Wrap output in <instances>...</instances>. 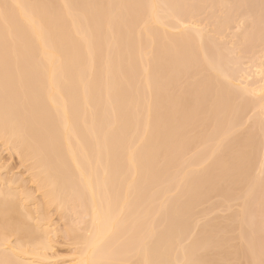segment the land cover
<instances>
[{"label": "bare ground", "instance_id": "1", "mask_svg": "<svg viewBox=\"0 0 264 264\" xmlns=\"http://www.w3.org/2000/svg\"><path fill=\"white\" fill-rule=\"evenodd\" d=\"M179 14L177 0H0V139L23 160L33 161L31 179L42 195V204L39 202L37 207L43 206L39 212L35 209L38 215L34 217V210L27 205L33 201L31 192L22 188V192L15 193L10 189L12 180L6 184L8 188L0 189V264H52L56 253L49 236L53 230H49L45 211L52 205L64 211L74 202L78 206L71 204V209L89 217V232L82 236V248L70 264H199L200 256L195 258L197 247L196 257L204 254L201 249L212 252L211 243L204 246L206 239L212 238L207 227L213 228L216 221L210 225L206 222L207 232L201 227L208 237L200 227L202 233H196L195 210L199 213L200 205L205 203L202 200L208 201L210 192H216L225 204L235 198L246 199L260 184L259 175H252L255 166H263L257 152L262 154L264 148L255 151L254 157L257 154L259 160L253 157L252 147L259 148L256 138H249L252 127L245 129L246 136L235 139V130L228 129L224 122L241 121L240 116L251 106L261 108L264 81L252 89L259 94L257 100L253 103L247 98L251 104L246 106V99L244 103L241 98L247 92L242 91L250 90L235 87V80L231 83L234 78L224 72L219 60L207 59L211 58V50L208 46L206 53L202 41L216 38L203 32L208 38L204 37ZM205 67L210 75L202 72ZM200 71L205 79L213 75L209 77L213 84L208 79V85L202 78L180 85L185 83L183 79H192L190 74L198 76ZM224 75L230 79L225 80ZM188 82L192 83L190 87ZM180 87L186 91L178 89V94ZM235 95L243 104L237 103L239 109L233 106ZM240 121H233V129ZM208 131L213 133L212 138L206 134L213 145L205 150L210 151L211 158L222 147L220 157L209 165L201 155L208 144L204 135ZM253 131L251 136L255 135ZM229 134L234 137L228 142ZM201 141L206 144L202 142L203 147L201 143L196 148L203 151L189 161L186 150L195 152L193 142L197 145ZM243 148L249 151L243 152ZM184 151L187 157L180 159L178 155ZM254 161L260 164L254 165ZM253 177L258 178L256 186ZM171 189L177 191L176 195L169 194ZM206 208L202 211H210ZM217 226L216 231L228 227ZM216 237L219 240L213 242L217 247L221 239ZM225 238L232 239L229 235ZM222 242L221 248L227 247ZM231 245L225 251L213 252L222 256L223 250L225 261L233 259L234 254L237 259L239 254L251 253L250 244L249 251L247 246L240 249L245 253L237 252L239 248L234 250L238 244ZM226 249L235 253L228 256ZM208 252L202 260L209 259ZM213 258L205 263H225ZM250 258L253 256L248 264L258 263L255 258L250 262Z\"/></svg>", "mask_w": 264, "mask_h": 264}, {"label": "rangeland", "instance_id": "2", "mask_svg": "<svg viewBox=\"0 0 264 264\" xmlns=\"http://www.w3.org/2000/svg\"><path fill=\"white\" fill-rule=\"evenodd\" d=\"M180 4H181V8H180ZM177 10L180 13L179 15L183 16V18L187 22V25L188 26L191 25V27L193 26L195 28L194 30H196V31L198 30V32L201 31L202 34L204 32V34H207L209 36H214V38H216V39H213V37H212V39L215 40L216 42L215 41H212L211 42L212 39H210V37L208 38L207 35H204L203 34L204 37L208 38L207 42H209V40H210L209 44L207 42L204 43V41L206 39L204 41H202V44H201V45H204V46L206 44L207 48H206V46L205 47L203 46L205 48V50H206V53L208 52L207 50H209V48L211 50V51H209L210 53L208 52L209 54H211V58L208 56L209 54H207V56L209 57L207 59L210 62L212 60H214V61L219 60L220 67H223V70H225L224 72H226V73L229 72L227 75L228 76L231 75L230 76L231 79H232V77L234 78V79L231 80V83H232V81L235 80L234 81V83L236 84L235 87L238 86L237 88H239V87L242 86L243 88H246V90L248 88L251 91V92L249 91V93H248V91H245V90L242 91L244 93L247 92V94L245 93V96L241 98V99H243L242 101H244V103H245V99H246V106H247V103H248L247 100L249 98L251 100L253 99L252 102L254 103L255 102L254 100L256 98H258L259 94H258V92H255V91H254L255 93L252 92L253 91L252 89L253 88H256L258 85H262V83H264V82H262V81H264V0H183L181 2L179 0H177ZM183 28H186V25H184ZM172 32H174V31H172ZM208 46H209V48H208ZM218 56H219V58L221 57V59H219ZM217 62H214L213 65L214 64H218ZM255 66H258V68H256ZM217 68H219V67H217ZM203 69H201V70H203ZM207 70H208V72H207ZM219 70H221V69H219ZM216 71L217 70H214V72H216ZM202 72H204V74H206V73L208 74L209 73V75H210V69L208 67L206 69H204V71H202ZM202 72L200 71V73L198 74V76L195 74L196 76H194V77H196V78L193 77V75H194L195 72H193V75H191L190 74L191 72H189L187 74V76L190 74L191 77H189V78H192V79H187L186 78V75H185L184 77L186 79L185 80L183 79V81H185V83L184 82H181V80H180L179 82L180 83H184V84H180V83L179 84L185 86V84L187 85L186 82L188 80H190L189 82H191V81L194 82L195 81L194 83H196V81H198L197 79H199L198 82L202 81V80H200V79H202L204 77L203 76L204 74ZM212 72H213V70L211 71V73ZM221 72L219 74H223ZM200 74H201L202 77L200 76ZM211 76H213V75H211ZM211 76H207L208 78H206V79L203 78V79H205V81L207 80V82H208V79L209 80L212 79V78H209ZM223 77L225 78V80H227L228 78L230 79V77H227V79H226V76L225 75ZM224 78H222L223 81H224ZM212 80H210V81H212ZM189 82H188V84H189ZM207 82H206V85L209 83V82L208 83ZM259 82H262V83H259ZM211 83L213 84V81ZM190 84H192V83H190ZM190 84H189V87H190ZM202 85H205V84H202ZM208 85H211V84L209 83ZM245 85H248V86L251 85V87L252 86L253 87L250 89V87H248V86L246 87ZM197 86L199 88V84ZM209 87H211V88H209ZM209 87L207 86L208 89H212L213 86H209ZM242 87H241V89H243ZM200 88H202V87H200ZM214 88L216 89V86ZM214 88L212 90H214ZM178 89L185 90V88L184 89L181 88V87L180 88H177V93L178 94L181 93V91L179 93ZM204 89H206V87H204ZM204 89H202V90H204ZM232 90L234 91L235 89H232ZM199 91H200V89H199ZM199 91H198V93H199ZM206 91L207 90H205V93L206 94L209 93V92H206ZM237 91H238V89H237ZM237 91L235 90L234 92L237 93V94H239L241 92V91L240 92H237ZM210 93H213L214 94L213 91H210ZM215 94H216V90H215ZM256 94H257V97H256ZM236 95H235V97H237ZM260 95H261V93H260ZM208 96H210V95H208ZM240 96L237 97V99H236V101H235V103L233 105V106H235L234 109H239L243 105V104L241 105L242 102H240L241 101ZM203 97H207V96L204 95ZM235 97H234V100H235ZM252 97H254V98H252ZM210 98H211V96H210ZM238 98L240 100H238ZM204 100H206V99H204ZM208 100H209V98H208ZM237 103H238V106L239 105H241V106L240 107H237ZM249 104H251V103H248V105ZM256 105H258V104H256ZM262 105L264 107V103H262ZM262 105L260 106L261 107L260 109H263L262 108ZM258 106H256V107H258ZM251 107L253 108V107H255V105L254 106H251ZM250 108H248L247 110H244L243 109L244 110L243 115L240 114V115H242V116H240L242 119H241V121H240V119L237 120V121H240L237 124L238 131H237L236 128L233 129V127L235 125V122H237L236 119L235 120L234 119L230 120L232 123H233V121H235L233 124L230 123L229 120L226 121L227 123L224 122V124H226V126H227L228 129L231 128L232 131L235 130V133L232 132V134L235 135V139L242 138L243 136H246V133H247L246 132V130H247L246 128L249 127L251 129V127H252V129H254L253 135L255 133L254 136H256V137L250 135V131H252V129L249 130V128H248V130H249L248 131V134L250 136L249 138L250 139H254V140L256 138L257 147L259 148V149H255L256 147H252V149L254 151V153H253V157H254L255 151H257V150L258 151H262L263 148H264V114H262L264 112V109H263V111H260L259 108H258V110H256V108H254V109H252V108L250 109ZM211 110H208V111L212 112ZM258 111L261 112V113L258 114L259 113ZM208 114H209V112H208ZM254 115H255V117H253ZM205 116H207V114ZM208 116H210V114ZM261 116H262V119H261ZM243 117L246 118V121H245V119L243 120ZM209 118L211 120V117H209ZM256 120L258 121V125H257V123H255ZM242 122L246 126L247 125L248 126L246 127ZM240 123L243 126H239V125H241ZM211 125H212V123H211ZM211 125H208V126H210V129H211ZM206 126H207V124H206ZM208 126H207V128H209ZM254 126H257V127H254ZM204 128L206 129V127H204ZM244 130H245V134H244ZM204 131H206V130H204ZM209 131L212 132L211 130H209ZM209 131H208V133L207 132H204V135L207 136L206 134H209V136H210L211 133H209ZM240 132H243V133H240ZM236 133L239 136L241 134V136L240 137H237L238 135ZM212 134H211V138H212ZM229 135H228V138L229 139L228 138H226L228 140L225 139L228 142H229V140L231 138L234 137L233 135H230V136ZM209 136H207V139L205 138L206 140H208V144L209 145L207 144V145L204 146V149L203 150L205 152H204V154L203 153L201 154V155H204L208 159L206 161L207 164L208 163L210 164L211 161L214 163L215 160L217 161V159L220 157V156L218 157V155H221L222 154V152H220L221 149H222V147H221L219 153L218 152L214 153L216 156L214 155V158H211L212 154L209 153L210 151L209 150L206 151L207 149H210V147H211L210 145L213 143V142H211L212 139ZM196 139L198 141H200L199 139H201V138L200 137L199 138L196 137ZM205 139H203V140H205ZM2 140L0 139V189H3L4 190L5 187L8 186V185H6L7 183L8 184H11V182H13L10 185L13 188L10 187V189L11 190H14L15 189L16 190V191H14L15 193L22 192L21 191L22 188L23 189L25 188V189L28 190V192H31L32 193L31 195H32V197L34 199L32 198L33 201H29L27 203V205L30 207V209L28 208L29 210H34V212H35V209L36 208H37V211L38 210H41V209L43 210V208H39V207H43L41 205L42 202H40V201H42V195H41V193H39L41 191H39L37 189V187H36L37 184L36 183L34 184V180L31 179L33 177V175H34V170H33L34 164H33V161L31 162V160L30 161L23 160L20 155H17L15 152L13 153V151H10V146H8L6 144V141L5 140H4L5 143ZM226 141H225V145H228V143ZM202 142L203 141L198 142L197 145L195 144L196 142H193V144H192V146H195L193 151L196 150L195 152H197V154H195V152L192 153L191 152L192 150H190V152H189V148H188V150H186L188 152V154H187L188 155V158H190L189 161H191V160L194 161L195 158H196V156L203 151V150H197L199 148V145H201ZM203 143L206 144L207 141H206V143L205 142H203ZM203 143H202V146H200V147H203V145H204ZM254 144H256V142ZM222 145H224V143H222ZM192 146L190 147L191 149H192ZM196 147H198V148H196ZM246 149L247 148H243L242 149L243 152L249 151V148L247 150ZM244 150H246V151H244ZM186 151H184L185 154L183 152H181V153H183V155H181V156L178 155L180 157V159H181V157H183V158H186L187 157L186 156V153H187ZM257 153H259L258 155L260 156V162L261 163L263 162V164L256 163L254 161L256 163L254 165H257V164L259 165L260 164V166L261 165H263V166H262V168H258L257 167L258 169L256 168V166H255V168L252 167L253 170L256 171L255 172V171L252 170L253 173H254V174L252 173L253 174L252 176L256 177L255 175L257 174L260 177L259 179H261V180L258 181L257 180L258 178H254L253 177V179L252 178L251 179L252 180L256 179V181L254 180V182H253L252 180H250V185H252L253 183H255L253 186H256L257 184H259L258 182H260V184L257 185L259 187L256 186L255 188L254 187L252 188V186H251V188L254 191L251 190V188L249 189L250 186L248 187V189L253 192L252 193V194H254L253 196L251 194L250 196H247V198L244 199V200L242 198H239V199L235 198V199H232L231 201L228 200L230 202L229 203L225 202V204H224L223 200L221 199L220 196H218V194L216 192H210L208 194V196H207L208 197V201H204V199H203L202 201L205 202L204 205L202 204L203 203L202 202L200 204H202L203 206L200 205V207L202 206L201 208L198 206L199 209L197 207V209L199 210L198 211L199 213L205 207H207L206 210H210V211H207V212L202 211L203 213H201L200 216H199L198 215L199 213H197V210H195V212H196L195 215L197 214V217L194 216L193 219L194 220H195V218L198 219L197 221H194V225H197L198 224L197 225L198 226V230H197V227L194 226L195 229H196V233H197V231H200L199 230V227H200V229H201V227H203L202 229H204V225H206V222L209 224V223H212V222L216 221V222H214L215 224L214 223L212 224L213 228H211L210 226L207 227V231L209 233H211V236L209 234V237H212V238L211 239L209 238L210 240H208V239L205 238L207 240V242H206V244L204 246V249L208 247V245H207L208 243L209 244L211 243L212 245L210 244L211 245L210 249H212V252L208 248L207 250H205L206 251V253H205L203 251V249H201L202 247L199 246L200 247L199 249H201V251H203V252H201L200 250L199 251H200V253H204L203 255H205V254L207 255V252L209 250V252H208L209 259L206 258L205 261L202 260L203 258L207 257V256L203 257L202 254H198V257H196L197 256L198 247L195 250L196 251L195 258L197 259L200 256V258L198 260V261H200L199 264H203V263L204 264H208V262L207 263H205V262L208 261V260L210 262L212 260L213 256L217 253V250L216 249H218V252H220L221 249H224V251H225V248H229V244H231V243H232V245L230 247H233L234 245H235L234 247H236L237 244H238L237 249L234 248L235 251H237L238 248H239V250L237 252H239L240 249L241 250L244 249L245 246H247V245L250 244V246H251L252 249L250 248L249 250H251V253L248 250V246H247L246 247V250H248L249 252L246 253L245 255L243 254V256H245V258L247 256V259L248 260L247 259L245 260L243 258V256H241L242 257L241 258L240 257V254H239L240 252L245 253L246 252L245 250L240 251L238 253L240 258L237 256L238 258L236 259V256H234V255H237V254H234L233 255L232 253H235V252H233L234 250H232L230 252L229 249H226V251L228 252L227 254H228V256L233 255V257H234L233 259H229V258L226 257V259H229V260L225 261V259H223V254H224L223 250L221 252L222 253V256H220L221 254L218 253L219 255L216 254L214 258H220L221 259V261L219 260L220 262H222V259H223L224 260L223 263L225 262L224 264H248L249 257L253 256V258H255V259L258 260V263L257 264H264V157H263L264 156V151H262V154H261V152H257ZM191 154H192V156H191ZM209 154H210V156H209ZM260 154L262 155V157H261ZM258 155L257 154L255 155L257 157V160H259V156ZM256 157H254V158H256ZM187 159H184V160H187ZM204 160H205V158H203V162H205ZM208 161H210V162H208ZM205 164L206 163H204V165ZM258 173H260V174H258ZM32 180H33V182H32ZM8 181H11V182L9 183ZM251 181L253 183H251ZM35 187H36V189H35ZM248 189H246V190H248ZM27 190H25V192H27ZM170 191L172 192V189ZM176 193H177V191H173L172 193L169 192V194L172 195V196L173 195H176ZM249 193H250V191H249ZM40 195H41V197H40ZM215 195H217V196L215 197ZM207 197H205V199H207ZM211 198H212V201L210 200ZM39 199H40V201H39ZM218 200L221 203H219ZM240 200H242V201L240 202ZM245 200H247V201L249 200V202H247ZM39 202L41 204L39 205V207H37L38 206L37 204ZM207 202H209V203L207 204ZM211 202H213V203H211ZM214 203L215 204L216 203H219V204H221L220 206H222V207L219 206V208H216L217 207V204L215 205ZM226 203L228 205L230 204V207L227 206ZM69 204H70L69 206H71V207H69L68 205H66L64 211L63 210L62 211L61 210L58 211L59 209L57 210L56 209L57 207L54 206V205L49 206V208L46 209L47 211H45V212H47V214L43 211L46 215H48V219L47 220L49 222L47 223V225L49 226V230H51V229L53 230V234L51 236H49L53 240L52 241L53 242L52 244L54 246L53 247V251L56 253L55 258L52 261V264H70L71 261L73 260V258H75L76 252L79 249L82 248V246H81L82 244L79 243L80 240H81V238H82V236H83V238L86 237V235L88 236V232H89L88 228H89V226L87 227V225L89 223V217L86 216L85 213H84V215H82L83 212H81V215H80L79 212H77V211L74 212L73 211L74 209L72 208L73 207L72 205H75L76 204L75 202L73 204L72 203H69ZM242 204L244 205V210L242 209V212H241V211H239V209H240V207L241 208L243 207ZM76 205H75V207L77 208L78 205L77 206ZM206 205H208V206H206ZM211 207H213V208H211ZM248 207H249V210H248ZM78 211H80V210H78ZM81 211H83V210H81ZM34 212H33V216L34 217L35 216L37 217V215H38L37 213L39 211L37 213L36 212L34 213ZM236 212H238L239 214L240 213L241 214L244 213V214L243 215H241V214L240 215L239 214L236 215ZM204 213H205L206 216L201 217V215H204ZM35 214H37V215H35ZM230 214H232V215L235 214V218H234L235 220L233 219L234 216L232 217V215L230 216ZM228 215H229L230 218H232L230 220H232L234 223L233 222H231L232 224L229 223L230 220L228 221V219H229ZM246 215L248 216L247 218H248L249 221L246 220ZM240 216H244V219H243V217H240ZM259 217L262 218V219L260 220ZM241 219L243 221L246 220L245 221L246 223L245 222H242ZM250 219L252 220V222H251ZM239 220H241L240 223H241L242 227L247 230V232H246V230L242 229V227L239 229V226H241V225H240L239 222H236V221H239ZM195 222H196V224H195ZM247 222H249V223H247ZM218 223L220 224V226H221V224L222 225L224 224V226H221V227H225L226 228V226H228L227 227L228 228L227 231H230L231 230L230 231L231 234L226 231L227 228L224 231V228H221L220 226H219V228H221L223 231H221L219 229H218L219 231H216V227H218L217 225H219ZM244 224L247 226V228H246V226H243ZM160 225H162V224H160ZM157 227H159V226H156V228ZM202 229H201V231H202ZM209 229L212 232L209 231ZM52 230H51V233H52ZM156 230L155 231L158 232L160 229L157 228ZM204 230H205V232H207L206 229H204ZM240 230L243 231V232H241ZM214 231L220 233V235L225 236V237L227 235H229V237L232 238V239L225 241L226 238L225 237H222L224 239L223 240L218 233H217V235L216 234L214 235L215 237H213L212 234L216 233ZM205 232H203L202 234H204ZM221 232H222V234H221ZM225 232L228 233V234L227 235H223V234H226ZM192 234L193 235L195 234L194 231H193ZM202 234H200V235L203 237ZM207 234L208 233H206V235L204 234L205 237H208ZM216 236H219L220 239H221V241H223L222 242V246L227 245V247L224 246V248H221V245H220L221 241H220L219 242V245L220 246L217 244L218 242L216 243L218 245L217 246L218 248H217L214 242L215 241H218L219 239ZM78 238H79V240H78ZM214 238H217V240H215ZM233 238H234V240H233ZM11 240H13V239H11ZM187 240L189 241V239H187ZM213 240H214V242H213ZM243 241H244V243H246V241H247L248 244H244ZM183 242H184V240H183ZM185 242H184V244H185ZM227 243H229V244H227ZM219 247H220V249H219ZM231 249H233V248H231ZM213 251L216 252V253L214 254ZM209 253H213L212 257H210L211 255H209ZM216 256H218V257H216ZM210 258H211V260H210ZM214 258H213V261H214ZM253 258H250V262H251V259H253ZM217 260L218 259H216L215 261H217ZM212 263H214V262H211V264ZM254 263H256V260H255Z\"/></svg>", "mask_w": 264, "mask_h": 264}]
</instances>
